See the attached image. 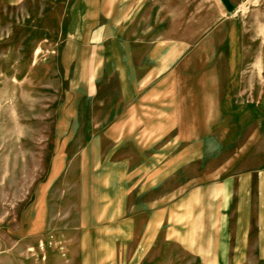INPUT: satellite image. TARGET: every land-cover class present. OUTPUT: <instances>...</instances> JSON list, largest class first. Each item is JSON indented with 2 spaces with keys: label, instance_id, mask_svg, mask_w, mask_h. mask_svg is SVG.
<instances>
[{
  "label": "crops",
  "instance_id": "1",
  "mask_svg": "<svg viewBox=\"0 0 264 264\" xmlns=\"http://www.w3.org/2000/svg\"><path fill=\"white\" fill-rule=\"evenodd\" d=\"M67 13L62 58L86 99L73 136L83 127L101 158L117 251L162 243L222 264L235 238L256 236L264 252V169L239 166L264 93V0H70Z\"/></svg>",
  "mask_w": 264,
  "mask_h": 264
},
{
  "label": "rangeland",
  "instance_id": "2",
  "mask_svg": "<svg viewBox=\"0 0 264 264\" xmlns=\"http://www.w3.org/2000/svg\"><path fill=\"white\" fill-rule=\"evenodd\" d=\"M69 1L27 0L0 11V264H202L162 243L117 251L123 247L101 219V158L87 155L83 127L73 136L86 99L71 76L75 62L62 58ZM254 84L260 90L264 77ZM253 104V149L239 166L258 171L264 93L255 92ZM239 131L246 137L245 126ZM247 143L233 142L229 153ZM235 239L238 251L222 254V264H264L256 236Z\"/></svg>",
  "mask_w": 264,
  "mask_h": 264
}]
</instances>
